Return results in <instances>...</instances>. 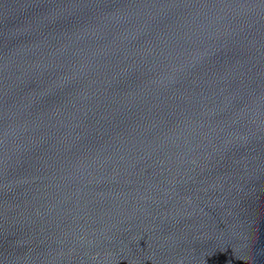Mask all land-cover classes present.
<instances>
[{
    "label": "water",
    "instance_id": "95a60500",
    "mask_svg": "<svg viewBox=\"0 0 264 264\" xmlns=\"http://www.w3.org/2000/svg\"><path fill=\"white\" fill-rule=\"evenodd\" d=\"M0 264H264V0H0Z\"/></svg>",
    "mask_w": 264,
    "mask_h": 264
}]
</instances>
